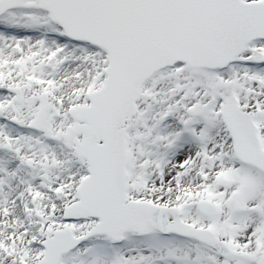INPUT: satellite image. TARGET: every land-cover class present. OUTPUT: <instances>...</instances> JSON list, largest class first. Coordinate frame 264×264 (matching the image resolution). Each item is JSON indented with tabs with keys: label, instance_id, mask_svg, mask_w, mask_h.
<instances>
[{
	"label": "snow or ice",
	"instance_id": "1",
	"mask_svg": "<svg viewBox=\"0 0 264 264\" xmlns=\"http://www.w3.org/2000/svg\"><path fill=\"white\" fill-rule=\"evenodd\" d=\"M0 264H264V0H0Z\"/></svg>",
	"mask_w": 264,
	"mask_h": 264
}]
</instances>
